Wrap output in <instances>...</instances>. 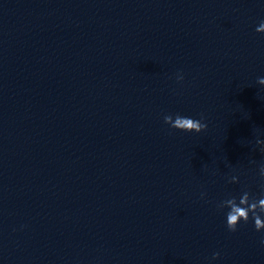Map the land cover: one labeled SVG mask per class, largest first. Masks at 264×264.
Returning a JSON list of instances; mask_svg holds the SVG:
<instances>
[{"label": "water", "instance_id": "obj_1", "mask_svg": "<svg viewBox=\"0 0 264 264\" xmlns=\"http://www.w3.org/2000/svg\"><path fill=\"white\" fill-rule=\"evenodd\" d=\"M262 20L264 0H0V264H260L264 232L216 205L264 195Z\"/></svg>", "mask_w": 264, "mask_h": 264}, {"label": "clouds", "instance_id": "obj_2", "mask_svg": "<svg viewBox=\"0 0 264 264\" xmlns=\"http://www.w3.org/2000/svg\"><path fill=\"white\" fill-rule=\"evenodd\" d=\"M257 32L264 33V20L260 22L256 28ZM177 81H182L184 76L182 73H177ZM257 82L264 85V77H258ZM164 122L170 127L179 129L184 132H195L200 133L207 129L208 125L204 120L203 115L200 119H194L191 117L183 116L177 113L175 118L172 114H167L164 116ZM256 143L259 145H264V140L257 139ZM264 151V148L261 149ZM253 163L255 161H252ZM259 176L264 180V164L259 167ZM229 183H239L238 175H231L228 178ZM264 189V184L261 185ZM206 193H201V198H204ZM217 209L227 208L226 213V226L229 231L235 232L238 229L241 221L247 223L251 218L254 221V228L258 232H264V195L259 198L251 194L248 190H242L239 198L235 195H229L227 198L219 201L216 205ZM260 243L264 245V237L261 238ZM220 253H213V259L219 257Z\"/></svg>", "mask_w": 264, "mask_h": 264}]
</instances>
